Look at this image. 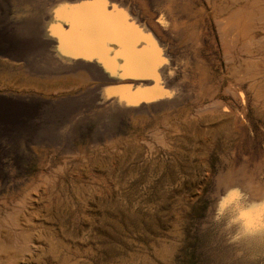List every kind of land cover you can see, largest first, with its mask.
<instances>
[{
	"label": "rangeland",
	"instance_id": "obj_1",
	"mask_svg": "<svg viewBox=\"0 0 264 264\" xmlns=\"http://www.w3.org/2000/svg\"><path fill=\"white\" fill-rule=\"evenodd\" d=\"M135 1L0 0V203L11 207L40 192L41 176L82 151L112 193L111 203L97 201L94 209L95 264H264V112L229 105L232 117L247 123L251 163L218 152L210 140L194 142L183 118L209 113L203 109L212 102L197 98L202 80L212 75L211 84H222L226 71L212 11L201 0H170L171 8ZM147 12L172 51L162 94L153 92L177 97L175 105H141L144 81L127 78L124 18L145 24L140 13ZM200 17L206 20L196 24ZM194 27L206 32L202 48L180 43ZM176 130L179 149L167 156L152 137ZM149 143L155 162L126 161ZM68 195L62 187L57 202L70 230L76 217ZM81 255L84 264V245Z\"/></svg>",
	"mask_w": 264,
	"mask_h": 264
},
{
	"label": "bare ground",
	"instance_id": "obj_2",
	"mask_svg": "<svg viewBox=\"0 0 264 264\" xmlns=\"http://www.w3.org/2000/svg\"><path fill=\"white\" fill-rule=\"evenodd\" d=\"M160 1L161 3L166 1L167 5L170 4L169 7L173 6L170 0ZM201 1L212 11L214 35L218 39V50L226 71L221 79L222 84H211L213 77L210 74V80L208 75L202 80L204 85L197 98L212 102L209 107L203 109L209 113L202 114L198 111L185 114L183 124L194 142L201 141V144H207L210 140L211 146L218 152L227 153L231 150L232 155L242 154L251 163L255 154L247 147L250 144L246 137L249 133L247 123L233 118L229 105H254L260 112H264V0ZM115 7L113 6V12L116 10ZM140 14L146 18L145 24L130 14L124 18V59L127 78H140L144 81V85L139 81L140 88L143 89L141 93L144 94V98L139 99L141 105H149L151 101H158L162 105H175L180 101L177 97L168 95V98L162 100L153 92L156 90L162 94L159 88L162 82V69L167 70L171 66L172 51L167 46L165 35L158 23L148 19L150 17L147 15L148 12ZM113 15L115 19V13ZM150 18L153 19V15ZM205 20L206 18L200 17L195 23ZM112 29L114 34L111 38L116 39L114 31L116 26L113 25ZM205 36L206 32L203 29L194 27L193 30L186 31L180 43L185 47L197 42L200 44L199 48H202ZM196 59L199 62V57ZM176 133L179 132L176 130L170 135L167 131L156 133L152 137L153 143L160 147L163 154L171 156L178 148L176 141L180 137L174 138ZM147 145L144 154L132 155L127 157L126 161L139 160L145 165L155 162L157 156L153 151V144ZM51 159L52 157L48 158L47 166L50 165ZM96 170L93 158L83 155L81 151L79 156L65 158L61 166L56 171H51L49 176H41L40 192L26 193L11 207L6 206L7 202H1L0 205L4 207L0 209V264H82V245L86 247L84 264H95L92 241L94 209L97 201L111 203L112 197L106 175H97ZM205 183L201 181L198 186L202 189ZM96 184L103 186L101 195L96 194V189H99ZM62 187L70 188L73 199L71 201V196L68 195L76 217L70 230L61 218L65 215L63 202H57ZM54 195L56 198H53ZM81 212L82 219L79 218ZM105 264L109 262L106 261Z\"/></svg>",
	"mask_w": 264,
	"mask_h": 264
}]
</instances>
